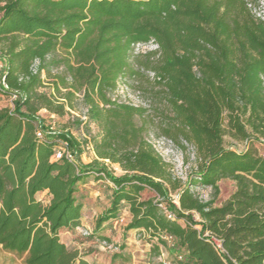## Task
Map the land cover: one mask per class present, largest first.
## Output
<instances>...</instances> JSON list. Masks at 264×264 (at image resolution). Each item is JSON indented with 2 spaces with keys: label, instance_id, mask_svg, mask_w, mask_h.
Returning <instances> with one entry per match:
<instances>
[{
  "label": "trees",
  "instance_id": "obj_1",
  "mask_svg": "<svg viewBox=\"0 0 264 264\" xmlns=\"http://www.w3.org/2000/svg\"><path fill=\"white\" fill-rule=\"evenodd\" d=\"M150 40L158 51L132 55V44ZM0 61V92L17 95L0 108V253L22 264H88L60 231L80 225L78 193L93 177L111 186L95 237L110 240L105 225L128 206L125 231L144 229L158 256L162 245L181 264H264V155L254 145L264 136V23L242 1L0 0ZM59 67L52 91L44 90L42 69L52 77ZM144 70L155 73L166 105L161 132L195 149L185 182L144 139L147 122L135 117L145 109L111 100L120 78ZM78 94L87 119L77 124L99 128L89 163L81 142L40 114L64 116ZM226 125L246 149L225 146ZM222 179L235 189L216 204ZM196 186L214 196L201 200ZM46 190L48 203L38 196ZM145 190L156 195L143 198Z\"/></svg>",
  "mask_w": 264,
  "mask_h": 264
},
{
  "label": "rangeland",
  "instance_id": "obj_2",
  "mask_svg": "<svg viewBox=\"0 0 264 264\" xmlns=\"http://www.w3.org/2000/svg\"><path fill=\"white\" fill-rule=\"evenodd\" d=\"M145 49L143 50L145 51ZM4 68V63L0 61V75L3 73ZM62 69L63 67L54 68L52 77H49L45 69H42V76L45 82L44 90L52 91L53 80ZM127 81L128 95H126L127 97H122L121 101L145 109L146 112L142 117H135V122L138 125H141L143 121L147 122L144 139L154 147L163 161L170 165L169 169L173 177L185 182L188 174L197 163L194 147L184 141H171L161 132L166 105L157 95L159 87L154 84V79L149 72L144 71L142 77H130ZM78 96L79 101L76 104V108L68 109V113L64 116L49 114L46 110L40 111V114L46 118L47 124L53 131H69L75 136L82 144V161L89 163L95 158L92 138L99 134V128L94 123L89 126L84 123L81 125L77 124V119H87V109L81 102L82 94H78ZM9 106H13L12 98L0 92V108ZM225 129L224 142L226 147L237 151L248 147L250 143L247 140L233 135L227 125ZM257 137L259 139L254 142V145L258 152L264 155V136L259 135ZM56 156H58V152ZM111 169L117 175L123 174L119 164H113ZM219 186L220 193L216 199V204H221L231 195L235 189V183L230 179H222L219 182ZM110 187L108 182H102L91 177L86 183L81 185L78 193L79 199L83 201L85 207L80 225L71 229L70 235L72 246L80 251L87 263L181 264L176 259V256L172 255L162 245V255H156L153 250V243L156 240L149 239L145 230L144 232L125 231L129 217L128 214H125L124 208L118 219L112 220L105 225L102 234L106 239H110L107 240L108 245L104 243L105 240L102 238L94 236L96 218L110 206ZM194 190L203 201H208L214 196V190L210 186H196ZM155 195V192L151 190H145L142 193L143 198L154 197ZM174 196L175 194H172V197ZM86 229L91 231L90 235L84 234ZM62 235L64 236L65 233L63 232ZM0 264H22V259L13 254L1 252Z\"/></svg>",
  "mask_w": 264,
  "mask_h": 264
},
{
  "label": "built area",
  "instance_id": "obj_3",
  "mask_svg": "<svg viewBox=\"0 0 264 264\" xmlns=\"http://www.w3.org/2000/svg\"><path fill=\"white\" fill-rule=\"evenodd\" d=\"M240 1H242L245 4V6L248 9V11L250 12V14L256 20L261 21V22L264 23V0H240ZM143 49H145V51ZM158 49H159V45L154 40H150V41L145 42V43H134V44H132V55L136 56V55L143 54V53L145 54V53H148V52H154V51H158ZM157 56H159V54ZM39 67H40V60L36 59V60H34L32 66H31V71L33 73H37L38 70H39ZM144 71L145 72L146 71L149 72L153 79L156 78V75H155V73L153 71H151V70H144ZM261 79H262V83H263V87H264V74L261 76ZM127 83H128V81H127L126 78H120L118 80L116 88L111 94V100L113 102L125 103V104L132 105L130 103L121 101L122 97H127L126 95H128V85H127ZM11 98H12V101H14L17 98V95L14 94V95L11 96ZM38 136L41 137L42 133L38 132ZM62 154H63V152L58 151V156H61ZM67 155L71 156L68 152H67ZM173 199H174V201L177 202V196L176 195L173 197ZM161 205L164 206L163 204H161ZM166 213H167L169 218H174L173 214H171L169 212H166ZM84 234L90 235L91 231L86 229L84 231ZM104 243L106 245H108L107 241H104Z\"/></svg>",
  "mask_w": 264,
  "mask_h": 264
},
{
  "label": "crops",
  "instance_id": "obj_4",
  "mask_svg": "<svg viewBox=\"0 0 264 264\" xmlns=\"http://www.w3.org/2000/svg\"><path fill=\"white\" fill-rule=\"evenodd\" d=\"M85 163V162H84ZM124 173V171H123ZM99 181H102L104 182L103 180H99ZM39 198L42 199L45 203H48L49 202V195H48V191H43L41 193L38 194ZM125 214H128V219L129 221L131 220L132 218V215L130 214V211H129V208L128 206H126L125 208ZM82 218V217H81ZM128 221V222H129ZM127 225V224H126ZM130 231V230H129ZM135 231H138V232H144V229H135ZM63 232L65 233V235L63 236ZM60 236H61V239L66 243L67 246L69 247H73L72 246V239H71V235H70V230H65V229H62L60 231ZM84 259V258H83ZM85 260V259H84ZM86 261V260H85Z\"/></svg>",
  "mask_w": 264,
  "mask_h": 264
}]
</instances>
